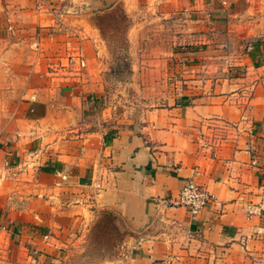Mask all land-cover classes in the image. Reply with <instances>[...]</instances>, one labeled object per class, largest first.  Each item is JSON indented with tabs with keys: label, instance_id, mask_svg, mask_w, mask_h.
I'll list each match as a JSON object with an SVG mask.
<instances>
[{
	"label": "crops",
	"instance_id": "0c3cea01",
	"mask_svg": "<svg viewBox=\"0 0 264 264\" xmlns=\"http://www.w3.org/2000/svg\"><path fill=\"white\" fill-rule=\"evenodd\" d=\"M116 10L186 18L207 67L141 122L89 115L103 73L69 66L102 41L67 25ZM1 169L0 264H71L61 239L102 212L130 231L125 264H264V0H0ZM190 178L216 196L196 216L169 203Z\"/></svg>",
	"mask_w": 264,
	"mask_h": 264
},
{
	"label": "rangeland",
	"instance_id": "374dc122",
	"mask_svg": "<svg viewBox=\"0 0 264 264\" xmlns=\"http://www.w3.org/2000/svg\"><path fill=\"white\" fill-rule=\"evenodd\" d=\"M68 13L72 14L71 11ZM71 18L75 22L77 17L73 14ZM133 20L123 11L116 10L90 17V23L84 32H77L74 24L67 25L68 38L72 42L83 45L84 39L97 38L102 41L101 56L97 53L96 60L94 48L90 47L85 51L90 58L89 62L86 55L78 52L77 60L71 54L69 66L76 64L73 69L77 68V71H89L88 67L101 70L103 76L96 80L99 90L96 97L94 93L91 94L95 104L87 109V113L116 124H125L126 121L141 122L149 109L173 103V98L177 95L178 76L182 79L181 83L187 85L185 81L191 74L207 70L204 66L195 68V62L187 59L190 57L187 53L191 46L178 42V35L189 34L188 27L184 26L189 24L186 18L182 17L181 20L182 31H178L179 28L170 18H165L164 22L153 21L145 25L140 18L135 23ZM93 21L98 28L94 27ZM133 24L138 28L130 33L129 28ZM96 51L100 52V49ZM218 66L220 68V65L215 67ZM2 117L1 113V119ZM11 124L8 129H13L19 123L16 126L14 122ZM22 126L23 124L18 127L22 129ZM6 175L1 169V189L8 186ZM99 220L97 223L79 226L61 239L64 243L62 249L71 264H125L127 255L123 252V245L127 242L130 231L126 225L117 222L112 213L102 212ZM125 248L131 249L127 245Z\"/></svg>",
	"mask_w": 264,
	"mask_h": 264
},
{
	"label": "built area",
	"instance_id": "2783aa9c",
	"mask_svg": "<svg viewBox=\"0 0 264 264\" xmlns=\"http://www.w3.org/2000/svg\"><path fill=\"white\" fill-rule=\"evenodd\" d=\"M216 200L214 193L194 178L188 179L178 196L169 201L171 206L185 208L191 216H196Z\"/></svg>",
	"mask_w": 264,
	"mask_h": 264
}]
</instances>
